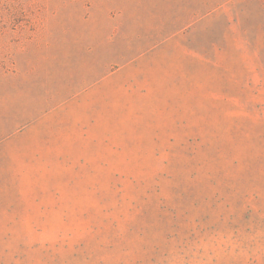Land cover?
Listing matches in <instances>:
<instances>
[{
	"label": "rangeland",
	"instance_id": "obj_1",
	"mask_svg": "<svg viewBox=\"0 0 264 264\" xmlns=\"http://www.w3.org/2000/svg\"><path fill=\"white\" fill-rule=\"evenodd\" d=\"M0 264H264V0H0Z\"/></svg>",
	"mask_w": 264,
	"mask_h": 264
}]
</instances>
